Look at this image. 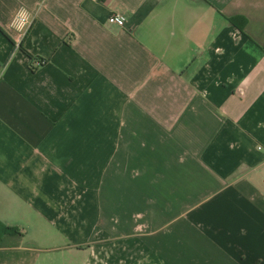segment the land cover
Returning a JSON list of instances; mask_svg holds the SVG:
<instances>
[{
    "label": "crops",
    "instance_id": "obj_1",
    "mask_svg": "<svg viewBox=\"0 0 264 264\" xmlns=\"http://www.w3.org/2000/svg\"><path fill=\"white\" fill-rule=\"evenodd\" d=\"M0 264H264V0H0Z\"/></svg>",
    "mask_w": 264,
    "mask_h": 264
},
{
    "label": "built area",
    "instance_id": "obj_2",
    "mask_svg": "<svg viewBox=\"0 0 264 264\" xmlns=\"http://www.w3.org/2000/svg\"><path fill=\"white\" fill-rule=\"evenodd\" d=\"M32 22L33 18L30 13L26 9L21 8L13 18L12 26L21 32H27L32 25ZM108 23L111 25L124 27L126 24V18L120 14H112L108 19ZM42 64H44V61L36 62V66L38 67H40Z\"/></svg>",
    "mask_w": 264,
    "mask_h": 264
},
{
    "label": "trees",
    "instance_id": "obj_3",
    "mask_svg": "<svg viewBox=\"0 0 264 264\" xmlns=\"http://www.w3.org/2000/svg\"><path fill=\"white\" fill-rule=\"evenodd\" d=\"M230 21L232 22V23H236L237 21H236V19H230ZM243 28V27H242ZM23 51L32 59V60H35V61H44V60H38V59H36V58H34L31 54H29L25 49H23ZM46 63V61H44V64ZM44 64H42L41 66H43ZM10 230H12V229H10Z\"/></svg>",
    "mask_w": 264,
    "mask_h": 264
}]
</instances>
